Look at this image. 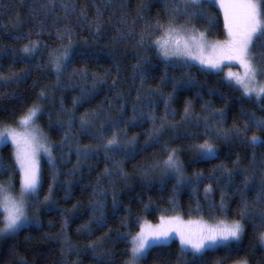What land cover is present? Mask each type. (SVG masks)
<instances>
[{
	"label": "trees",
	"instance_id": "16d2710c",
	"mask_svg": "<svg viewBox=\"0 0 264 264\" xmlns=\"http://www.w3.org/2000/svg\"><path fill=\"white\" fill-rule=\"evenodd\" d=\"M173 3L179 4L180 0H0V74L7 77L15 73L19 78V82L0 81V121L11 125V117L20 111L17 105L31 106L40 91L46 90L44 115L38 123L56 149L55 170L48 161H42L43 184L38 197L42 202L51 186V208L42 203L31 207L29 213L38 219L39 227L0 240V264H17L13 253L28 264H125L129 257L125 255L123 237L128 231L139 230L138 217L140 224L157 223L161 215L216 223L222 218L217 217L222 197L229 220L245 213V233L238 246L210 250L198 264H264V245L256 232L264 228V145L252 147L244 136L224 139L217 135V128H242L253 113L264 118V105L243 98L241 91L229 87L220 73L197 65L166 66L148 43H137L146 23L155 25L157 20H167ZM204 12L215 23L210 25L203 19L193 23L208 32V40H224L218 6H205ZM179 23L184 20L179 19ZM66 28L71 29L73 52L96 51L98 60L85 64L81 58L76 59L58 82L48 65L49 53L67 46V39L61 44L57 37V32L63 33ZM29 38L40 41V48L22 62L12 50L22 49ZM260 52L257 47L253 55L259 59ZM74 69L86 72L87 78L73 76ZM93 74L103 82L95 81ZM169 96L172 100L166 113ZM75 98L81 99L74 106ZM189 101L191 115L185 119L184 108ZM220 109L224 119L218 122L212 114ZM85 113L89 114L87 133L80 129ZM149 113L155 115L157 127L165 117L169 125H174L163 129L158 143L149 140L153 128ZM114 121L119 122L118 128L112 127ZM113 133L118 134L120 146L117 152L106 155L100 137L110 138ZM244 135L264 140V132L255 129ZM209 137L217 155L201 159L190 145ZM133 138L134 142L129 143ZM165 142L179 150L184 172L179 185L176 179L162 180L161 171L154 168L166 158L160 146ZM85 146L94 151L78 162L77 149ZM13 164L11 146L0 148V182L7 183L13 177L17 193L19 176ZM209 185L211 190L206 193ZM94 191L105 197L101 201L103 227H98L93 218L91 209L99 199ZM113 195L117 199L115 210ZM145 204H150L147 213ZM85 225L88 227L78 231ZM191 262L192 257L182 256L174 240L155 249L142 264Z\"/></svg>",
	"mask_w": 264,
	"mask_h": 264
},
{
	"label": "snow or ice",
	"instance_id": "6c2138e0",
	"mask_svg": "<svg viewBox=\"0 0 264 264\" xmlns=\"http://www.w3.org/2000/svg\"><path fill=\"white\" fill-rule=\"evenodd\" d=\"M205 6L211 8L218 6L223 14V28L226 34V39L215 42L208 40V32L200 30L193 23L194 20L203 19L210 25L215 23V20L204 12ZM66 9L67 5H63ZM179 19H183L184 23H179ZM100 25H96V31L99 32ZM57 37L61 44L67 39V46L52 50L49 53L48 65L56 74L59 82L60 76L67 71L76 59L81 58L82 62L98 60L96 51H79L74 53L72 46L71 29H65L63 33L57 32ZM139 45L148 43L157 56L165 63L166 66L173 68H191L198 65L205 71L220 73L223 67L231 68L233 65H239L243 70V74L233 73L229 71L225 76V82L229 87L239 86L238 91L246 100L254 101L255 103L264 105V0H180V3H173L170 8V14L165 22L159 20L155 25L146 23L143 31L139 34ZM259 47L261 49L260 58L257 59L253 55L254 50ZM40 48V41H33L29 38V42L22 49L12 50L14 56L19 57L22 62H27L28 58L34 56ZM209 51L211 54H209ZM20 53L23 54L20 57ZM73 76L80 75L82 78H87L84 71L73 70ZM107 75V74H106ZM16 79L19 82L15 73H10L5 77L0 74V81L7 82ZM93 79L97 82H103L96 74H93ZM165 82L161 78V83ZM116 81H113L115 85ZM144 81L141 78V84ZM176 83L173 82L175 89ZM81 98H75L73 104L80 102ZM47 92L41 90L31 106L26 104L17 105L20 109L19 113H14L11 117L12 124L0 121V148L10 145L12 148V159L14 161L13 168L19 176V195H14L15 185L13 177L9 178L7 183L0 182V240L6 237L15 238L21 231L30 227H39L38 219L29 218V210L36 204L48 205L51 208V197L53 188H48V195L41 202L38 197L42 189V169L40 160L41 157H47L48 163L55 170L53 152L56 150L50 143V138L43 132L38 124V120L44 115L43 104L46 103ZM172 100L169 96L165 101L166 113L168 111V102ZM191 102H187L184 108L185 119L191 115ZM135 111V110H134ZM88 113L80 120V129L87 133V125L89 124ZM153 128L149 135V140H155L158 143L159 137L166 127L169 125L166 117L156 126V117L149 113L148 117ZM212 119L223 121L224 111L218 110L212 114ZM12 125H18L14 127ZM112 127L118 128L119 122H113ZM255 129L256 132H264V118H257L255 113L247 118L243 127L233 125L231 130H223L217 128V135L228 139L230 135L236 137L244 136L245 142L256 147L264 145V140L257 135H252L250 138L244 134ZM67 135H65V141ZM104 141L103 148L105 154L115 153L120 146L118 134L113 133L110 138L106 135L100 137ZM134 142L129 141V143ZM165 154L164 159L157 162L154 168L161 171L163 178L176 179L177 184L183 182L184 172L183 165L179 158V150L169 146L168 142L160 145ZM190 149L195 152L201 159H212L217 155V148L213 140L205 138L202 143L190 145ZM90 146H85L83 150L77 149L78 162L79 158H87L93 153ZM108 169H105L107 174ZM56 177L53 176V185ZM199 179V174H197ZM247 183V180L245 181ZM211 190V185L205 189V192ZM94 197L99 195L92 206L93 218L98 227L105 226L104 204L101 201L105 198L103 194H98L94 191ZM68 198L67 196L65 197ZM175 203V201H171ZM113 209L117 207L116 196L112 197ZM75 207V206H74ZM210 207L215 208V205ZM150 209V204L144 205V211L147 213ZM246 211L247 205H244ZM199 206L197 213H199ZM245 213L241 212L238 219H228V212L223 197L217 209V217H222L215 224L205 223L202 220L184 221L180 216H165L159 217L160 223L150 225L146 222L140 224V218H137V226L139 228L135 233L128 231L123 237L127 244L125 255L129 257L125 264H142L151 253L162 246H167L174 240L179 241L180 252L182 256L190 255L192 257L191 264H198L203 256L210 250L226 249L231 250L238 246L244 233L245 226L242 222V217ZM127 219V218H125ZM216 219V217H213ZM91 223V222H90ZM264 225V218L261 220ZM67 221H65V227ZM88 226H82L81 231ZM91 231L90 229H88ZM258 239L264 245V228L256 229ZM17 257V264H28L27 260L13 253ZM241 264H247L246 261Z\"/></svg>",
	"mask_w": 264,
	"mask_h": 264
},
{
	"label": "rangeland",
	"instance_id": "374dc122",
	"mask_svg": "<svg viewBox=\"0 0 264 264\" xmlns=\"http://www.w3.org/2000/svg\"><path fill=\"white\" fill-rule=\"evenodd\" d=\"M221 14H222V12H221ZM222 16H223V14H222ZM225 39H226V37H225ZM209 41H211V42H215L216 40H209ZM220 41H222V40H220ZM209 54H211L210 53V51H209ZM198 66V65H197ZM229 71H231V72H233V73H239V74H243V70L240 68V66L239 65H233L231 68H229V67H223L222 68V71L220 72V74H222V76H223V78L225 79V76H226V74L229 72ZM262 82H264V81H262ZM234 87H236V88H238L239 86H235L234 85ZM39 124V123H38ZM12 126H14V127H19L18 125H12ZM40 126V125H39ZM0 127H2V125L0 126ZM41 128V127H40ZM42 129V128H41ZM44 132V131H43ZM45 133V132H44ZM46 134V133H45ZM49 143H50V141H49ZM51 144V143H50ZM43 160H46V161H48V159H47V157H41V160H40V164H41V166H42V161ZM14 195H16V196H18L19 195V191L17 192V193H14ZM29 212H30V210H29ZM32 213H29V218L30 219H34V217H33V215H31ZM32 216V217H31ZM181 219L182 220H184V221H189V220H191V221H198V220H196V219H183L182 217H181ZM203 221V220H202ZM203 222H205V223H209V224H215V222H206V221H203ZM145 222H143L142 224H144ZM146 223L147 224H150V225H156V224H159L160 223V220L157 222V223H150V222H147L146 221ZM175 241H177L178 243H179V241L178 240H175ZM237 264H241V262L240 263H237Z\"/></svg>",
	"mask_w": 264,
	"mask_h": 264
}]
</instances>
